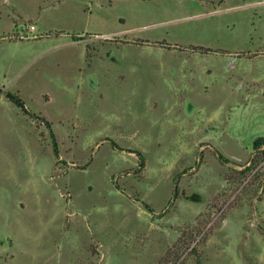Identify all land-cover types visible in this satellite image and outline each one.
Listing matches in <instances>:
<instances>
[{
	"label": "rangeland",
	"instance_id": "obj_1",
	"mask_svg": "<svg viewBox=\"0 0 264 264\" xmlns=\"http://www.w3.org/2000/svg\"><path fill=\"white\" fill-rule=\"evenodd\" d=\"M260 136L264 0H0V264H264Z\"/></svg>",
	"mask_w": 264,
	"mask_h": 264
},
{
	"label": "trees",
	"instance_id": "obj_2",
	"mask_svg": "<svg viewBox=\"0 0 264 264\" xmlns=\"http://www.w3.org/2000/svg\"><path fill=\"white\" fill-rule=\"evenodd\" d=\"M5 96L7 98H9L14 103V105H16L17 107H20V108L23 107L22 100L15 93H13L11 91H6L5 92ZM51 138H52V141H53L54 154H55L56 157H58L57 145H56L55 140L52 137V134H51ZM263 145H264V136H260V137H257V138L254 139V141L252 143V148H253L254 151H258V153L259 152L264 153V148H262ZM138 155L141 156L139 152H138ZM247 167H249V166H247Z\"/></svg>",
	"mask_w": 264,
	"mask_h": 264
},
{
	"label": "built area",
	"instance_id": "obj_3",
	"mask_svg": "<svg viewBox=\"0 0 264 264\" xmlns=\"http://www.w3.org/2000/svg\"><path fill=\"white\" fill-rule=\"evenodd\" d=\"M31 30L33 31V30H35V27L34 26H32L31 27ZM262 148H264V145H263V147Z\"/></svg>",
	"mask_w": 264,
	"mask_h": 264
}]
</instances>
